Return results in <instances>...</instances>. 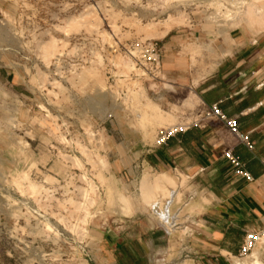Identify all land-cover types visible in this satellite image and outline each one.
I'll return each mask as SVG.
<instances>
[{
  "label": "rangeland",
  "instance_id": "rangeland-1",
  "mask_svg": "<svg viewBox=\"0 0 264 264\" xmlns=\"http://www.w3.org/2000/svg\"><path fill=\"white\" fill-rule=\"evenodd\" d=\"M252 2L0 0V78L14 89L0 81V264H187L186 204L168 196L185 182L169 176L145 203L142 186L168 175L136 165L160 131L209 119L188 85H160L137 62L147 44L181 36L199 79L237 36L264 33ZM158 198L176 215L163 242L149 211Z\"/></svg>",
  "mask_w": 264,
  "mask_h": 264
},
{
  "label": "crops",
  "instance_id": "crops-1",
  "mask_svg": "<svg viewBox=\"0 0 264 264\" xmlns=\"http://www.w3.org/2000/svg\"><path fill=\"white\" fill-rule=\"evenodd\" d=\"M2 11L0 4V16ZM180 37H171L160 47L159 71L166 80L160 79V85H188L204 107L216 105L226 119L233 120L247 142L223 121L210 118L204 125L177 131L163 147L142 148L136 166L142 174L185 182L176 189L174 200L180 195L186 204L179 250L187 264H235L246 233L264 228V33L237 36L230 55L199 79L191 75L187 56L182 59ZM5 76L1 84L8 83L9 74ZM226 151L242 163L251 181L234 173L223 156ZM158 229L163 242L164 233ZM151 253L154 258L163 250L154 248ZM247 259L242 263L257 259L264 264V243Z\"/></svg>",
  "mask_w": 264,
  "mask_h": 264
},
{
  "label": "built area",
  "instance_id": "built-area-1",
  "mask_svg": "<svg viewBox=\"0 0 264 264\" xmlns=\"http://www.w3.org/2000/svg\"><path fill=\"white\" fill-rule=\"evenodd\" d=\"M141 59L137 62L140 67L144 69L145 72H147L149 75H151L154 79H157L160 75V56H161V48L156 42H152L147 44L142 53ZM206 108V107H205ZM206 117L207 119L210 118H217L221 121H223L226 124V127L228 130L238 137L241 141L247 142V138L241 134L238 133L236 124L233 120L226 119L221 111L218 109L216 105L211 106L210 108H206ZM185 128H179L175 130H165L160 131L157 133L156 136V142L155 145L157 147H163L167 144V141L170 137H172L177 131H182ZM170 133V134H167ZM161 141H163V144H161ZM223 156L228 161V163L232 166L234 169V173L236 175L242 176L247 181H251L250 175L244 171L242 163L232 155L230 151H226ZM175 192L172 191L170 193L169 198L174 197ZM170 199H161L158 198L152 205L150 206V213L152 216L156 218V223L158 227L163 231L164 235L167 237L172 236L173 229H176V223L175 218L176 215L173 216L169 212V206H170ZM263 222H264V215H263ZM253 232L257 236V239L252 240L251 236L253 235ZM264 243V228L259 230H254L247 232L243 243L239 249V252L237 254V257L243 258L251 255L252 251L255 249V247L259 244ZM253 245L250 247L249 245Z\"/></svg>",
  "mask_w": 264,
  "mask_h": 264
},
{
  "label": "bare ground",
  "instance_id": "bare-ground-1",
  "mask_svg": "<svg viewBox=\"0 0 264 264\" xmlns=\"http://www.w3.org/2000/svg\"><path fill=\"white\" fill-rule=\"evenodd\" d=\"M248 11L251 13V12H256V13H258V14H261L262 16H264V0H254V2H252L251 4H249V6H248ZM88 16V15H87ZM96 17H97V15H96ZM82 19H83V16H82ZM99 18H97V20H98ZM99 21V20H98ZM70 22H72V21H70ZM75 22H77V19H76V21ZM264 22V21H263ZM73 23V22H72ZM95 23H96V21H95ZM95 23H94V25H95ZM99 23V22H98ZM98 23H96V24H98ZM69 24V23H68ZM264 24V23H263ZM68 26V25H67ZM70 27V26H69ZM63 29V28H62ZM65 29V28H64ZM68 29V28H67ZM67 29H65V30H67ZM156 34V33H155ZM54 42V41H53ZM50 43H51V41H50ZM52 45H54L53 43H51ZM48 48V47H47ZM46 48V49H47ZM55 48V47H54ZM48 50H49V48H48ZM47 51V50H46ZM48 52H50V51H48ZM52 53V52H51ZM46 54H48V53H46ZM46 54H44V56L46 55ZM48 55H50V54H48ZM48 57V56H47ZM50 58V57H49ZM45 59H47V58H45ZM186 128V127H185ZM170 130H175V128H174V126H171L170 127ZM173 183V180L172 179H170L169 178V176H168V178L167 177H163V178H159V179H156L149 187H148V189L151 191V193H149V194H145V191H147L148 189L145 187V184L142 186V192H143V190H144V194H143V201L145 202V203H149L151 200H153L154 198H155V196L153 197V193L156 191V192H165V185H167V184H172ZM31 185V184H30ZM173 185V184H172ZM36 188V187H35ZM171 188V187H170ZM37 190V189H36ZM169 191H167V193H168ZM162 194V193H161ZM166 193H164V195H165ZM170 195V193H168V196ZM124 199V198H123ZM124 201V200H123ZM155 201H156V199H155ZM125 202V201H124ZM151 206V205H150ZM124 209V208H123ZM124 211H125V209H124ZM129 212V211H128ZM127 212V213H128ZM126 214V213H125ZM234 263L235 264H244V263H242V262H238V261H234ZM251 264H260L258 261H257V259H254V260H252L251 261Z\"/></svg>",
  "mask_w": 264,
  "mask_h": 264
},
{
  "label": "snow or ice",
  "instance_id": "snow-or-ice-1",
  "mask_svg": "<svg viewBox=\"0 0 264 264\" xmlns=\"http://www.w3.org/2000/svg\"><path fill=\"white\" fill-rule=\"evenodd\" d=\"M194 23H195V22H194ZM2 87H3V90H4L6 93L9 92L10 90H14V89H10V86L7 85V84L2 85ZM261 131H264V129H261ZM167 134H170V133H167ZM161 144H163V141H161ZM4 215L7 216L8 213L5 212ZM48 231L51 232V229H48ZM251 239H252V240L257 239V236L255 235L254 232H253V235L251 236ZM249 246L252 247L253 245L250 244ZM2 254H3V250L0 249V255H2ZM5 264H12V261H11V260H6V261H5Z\"/></svg>",
  "mask_w": 264,
  "mask_h": 264
}]
</instances>
